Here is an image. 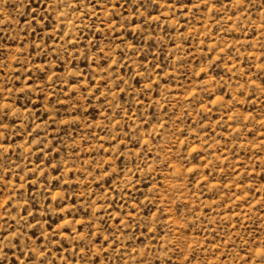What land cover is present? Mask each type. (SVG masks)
Instances as JSON below:
<instances>
[{
	"label": "rangeland",
	"instance_id": "obj_1",
	"mask_svg": "<svg viewBox=\"0 0 264 264\" xmlns=\"http://www.w3.org/2000/svg\"><path fill=\"white\" fill-rule=\"evenodd\" d=\"M0 264H264V0H0Z\"/></svg>",
	"mask_w": 264,
	"mask_h": 264
}]
</instances>
